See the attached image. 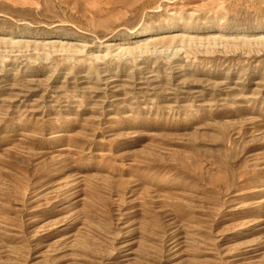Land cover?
<instances>
[{
	"label": "rangeland",
	"instance_id": "374dc122",
	"mask_svg": "<svg viewBox=\"0 0 264 264\" xmlns=\"http://www.w3.org/2000/svg\"><path fill=\"white\" fill-rule=\"evenodd\" d=\"M0 264H264V0H0Z\"/></svg>",
	"mask_w": 264,
	"mask_h": 264
}]
</instances>
